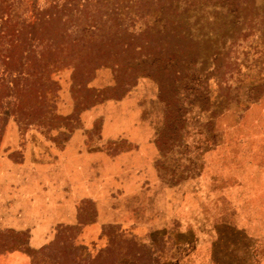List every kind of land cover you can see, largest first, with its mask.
<instances>
[{"label": "rangeland", "instance_id": "obj_1", "mask_svg": "<svg viewBox=\"0 0 264 264\" xmlns=\"http://www.w3.org/2000/svg\"><path fill=\"white\" fill-rule=\"evenodd\" d=\"M246 201L264 0H0V264H254Z\"/></svg>", "mask_w": 264, "mask_h": 264}, {"label": "crops", "instance_id": "obj_2", "mask_svg": "<svg viewBox=\"0 0 264 264\" xmlns=\"http://www.w3.org/2000/svg\"><path fill=\"white\" fill-rule=\"evenodd\" d=\"M246 206H247V210H246L247 220H246V225H245L246 228H244V229L245 230H248V229L250 230V229L253 228L252 223H256V224L257 223L258 224H262L263 223L264 217H263V214H262V216H260V213L261 212L264 213V210L260 209L261 205H260V203H257V202L254 203V202L246 201ZM257 229H261V226L257 227ZM254 264H264V259L262 258L258 262L255 260Z\"/></svg>", "mask_w": 264, "mask_h": 264}]
</instances>
